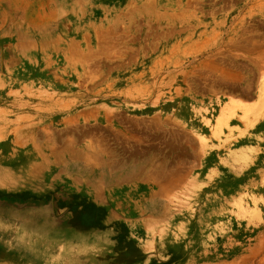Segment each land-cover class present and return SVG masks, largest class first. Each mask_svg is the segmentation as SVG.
Wrapping results in <instances>:
<instances>
[{
	"label": "rangeland",
	"instance_id": "374dc122",
	"mask_svg": "<svg viewBox=\"0 0 264 264\" xmlns=\"http://www.w3.org/2000/svg\"><path fill=\"white\" fill-rule=\"evenodd\" d=\"M0 264H264V0H0Z\"/></svg>",
	"mask_w": 264,
	"mask_h": 264
}]
</instances>
